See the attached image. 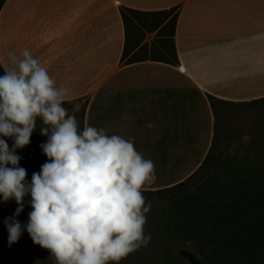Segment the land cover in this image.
<instances>
[{
  "label": "crops",
  "instance_id": "crops-1",
  "mask_svg": "<svg viewBox=\"0 0 264 264\" xmlns=\"http://www.w3.org/2000/svg\"><path fill=\"white\" fill-rule=\"evenodd\" d=\"M25 48L57 86L71 89L74 98L62 106L75 116L78 131L92 126L133 138L154 163L157 180L142 192L145 206L152 205L144 226L151 239L119 263L163 264L164 246L153 238L160 234L181 236L204 252L209 244L229 253L235 242L252 238L246 222L235 219L240 214L217 212L219 193H208L202 183L207 177L224 185L264 183V159H204L217 148L220 100L236 97L235 73H249L237 79L245 102L254 99L246 88L257 93L264 0H0V75L8 53L19 56ZM43 126L37 117L30 143L16 150L27 183L48 159L40 147L47 142ZM0 139L12 148L13 139ZM239 190L228 191L232 200ZM30 201L26 195L16 217L22 226ZM17 207L0 197V264L7 257L13 264H56L26 230L9 246L4 221Z\"/></svg>",
  "mask_w": 264,
  "mask_h": 264
},
{
  "label": "clouds",
  "instance_id": "clouds-1",
  "mask_svg": "<svg viewBox=\"0 0 264 264\" xmlns=\"http://www.w3.org/2000/svg\"><path fill=\"white\" fill-rule=\"evenodd\" d=\"M8 65L0 75V137L14 143L10 149L0 139V197L18 205L4 221L9 246L26 230L56 264H119L147 246L145 214L152 205L145 206L142 192L157 180L153 161L136 150L133 138L92 126L78 131L75 116L62 106L74 98L71 89L57 86L27 48L19 56L8 53ZM37 117L44 125L40 134L47 142L40 147L48 159L27 183L16 150L30 143ZM242 141L247 144L250 137ZM236 147L233 143L229 155ZM26 195L32 211L22 226L16 217Z\"/></svg>",
  "mask_w": 264,
  "mask_h": 264
},
{
  "label": "rangeland",
  "instance_id": "rangeland-1",
  "mask_svg": "<svg viewBox=\"0 0 264 264\" xmlns=\"http://www.w3.org/2000/svg\"><path fill=\"white\" fill-rule=\"evenodd\" d=\"M247 74H249L247 71L236 72V81L232 87L233 89L231 88L236 97L234 99L220 100L218 135L214 140V145L217 148L214 149L215 151L204 152V159H249L256 161L264 159V71L258 74L257 86L253 87L256 88L257 93L251 88H246L250 91L247 92V95H254L250 97L254 98L250 99V103L245 102L249 100L243 99V82L237 80L241 77L245 81L243 78ZM240 91L242 92L240 93ZM244 135L250 137V141L247 144L242 141ZM233 143L237 144L235 155H229L228 150ZM209 179L210 177L204 178L202 185L208 193H219V198L216 199L214 197L215 199H213L215 207L218 206L217 212L222 210L223 215H227L230 212L240 214L241 216H235V219H242L243 222H246L244 230L250 231L252 238L235 242L236 247L230 249L229 253L225 249L210 247L209 244H206L205 250L208 253L206 254L192 241V246L189 248L187 242L190 240L181 236L155 235L153 238L163 244L166 253L163 264H190L181 255V251L197 254L205 264H264V239H261L264 234V183L249 184V186L224 185L216 184L213 181H209ZM235 187L236 192L239 188L244 192L241 196L239 195V198L236 197L232 200V194H229L228 191H234ZM219 216L222 218V215ZM255 225L259 227L257 233L259 238L257 239L254 238L253 229ZM234 253L235 255H233ZM2 264H13V258L8 259L7 257Z\"/></svg>",
  "mask_w": 264,
  "mask_h": 264
},
{
  "label": "trees",
  "instance_id": "trees-1",
  "mask_svg": "<svg viewBox=\"0 0 264 264\" xmlns=\"http://www.w3.org/2000/svg\"><path fill=\"white\" fill-rule=\"evenodd\" d=\"M181 255L186 258L190 264H205L201 257L189 251H181Z\"/></svg>",
  "mask_w": 264,
  "mask_h": 264
}]
</instances>
